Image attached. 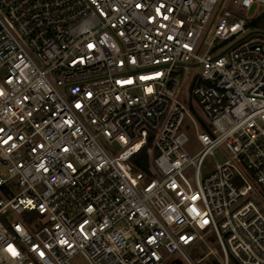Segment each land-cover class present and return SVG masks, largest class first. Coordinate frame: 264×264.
<instances>
[{
    "label": "built area",
    "instance_id": "obj_1",
    "mask_svg": "<svg viewBox=\"0 0 264 264\" xmlns=\"http://www.w3.org/2000/svg\"><path fill=\"white\" fill-rule=\"evenodd\" d=\"M218 2L0 0V264H264V0Z\"/></svg>",
    "mask_w": 264,
    "mask_h": 264
},
{
    "label": "rangeland",
    "instance_id": "obj_2",
    "mask_svg": "<svg viewBox=\"0 0 264 264\" xmlns=\"http://www.w3.org/2000/svg\"><path fill=\"white\" fill-rule=\"evenodd\" d=\"M224 8H227L229 11L233 10L232 0H219L216 8L215 15L222 11ZM261 12V9L253 7L250 9L244 16L248 18H254ZM218 51L217 53H219ZM199 73V69H191L187 75H193ZM194 108L196 109L198 115L202 118L203 122L208 123L206 118L202 113H200L196 103L193 102ZM197 132L202 133V128L200 125L197 127ZM188 138V143L184 146V149L190 155L195 154L199 151L200 146L196 141L195 129L190 128V131L186 133ZM229 158V154L224 146L219 147L215 150L214 156H207L201 165L200 175L201 178L207 177L214 170L216 163H222ZM192 172H190L191 174ZM253 191L248 196L249 199L255 201L264 212V193L257 187L253 186ZM206 245L199 243L198 246L186 249L179 254L168 255L164 257V260L161 264H186V261H192L195 264H222V255L220 253L218 245L215 243L212 236H206L204 238ZM71 264H87L81 256H76L72 259ZM228 264H236L231 256H229Z\"/></svg>",
    "mask_w": 264,
    "mask_h": 264
},
{
    "label": "trees",
    "instance_id": "obj_3",
    "mask_svg": "<svg viewBox=\"0 0 264 264\" xmlns=\"http://www.w3.org/2000/svg\"><path fill=\"white\" fill-rule=\"evenodd\" d=\"M247 29L250 32L264 34V8L261 9L259 15L247 22ZM140 156H142L143 162L138 167L141 170H145L146 162L144 161V156L142 154Z\"/></svg>",
    "mask_w": 264,
    "mask_h": 264
}]
</instances>
